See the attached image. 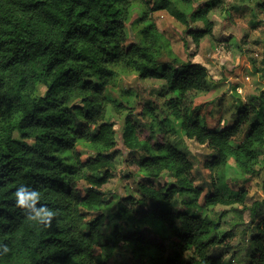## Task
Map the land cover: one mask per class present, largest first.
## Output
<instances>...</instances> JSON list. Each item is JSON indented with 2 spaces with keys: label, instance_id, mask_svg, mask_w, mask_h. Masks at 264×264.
<instances>
[{
  "label": "trees",
  "instance_id": "trees-1",
  "mask_svg": "<svg viewBox=\"0 0 264 264\" xmlns=\"http://www.w3.org/2000/svg\"><path fill=\"white\" fill-rule=\"evenodd\" d=\"M134 1L0 0V245L10 248L0 255V264H125L110 260L122 248L131 251L134 264H264V199L244 189L236 199L227 198L218 189L217 174L203 196L194 162L171 141L181 132L211 149L205 164L210 171L233 159L244 176L253 178L264 156V120L245 105L237 123L221 131L198 119L190 122L189 95L209 91L208 69L175 56L160 68L166 55L163 34L152 22L143 32L145 44L128 46L126 23ZM194 2L154 0L150 11L168 10L185 24L203 21L205 28L190 30L199 44L213 34L209 9L190 15L178 7ZM116 64L132 66L140 79L164 81L177 99L168 101L164 119L154 108L127 119L124 141L143 152L135 163L145 177L138 195L118 204L113 218L119 225L107 235L102 229L109 220L99 212L108 204L102 188L115 177L116 139L105 120L114 76L107 67ZM242 122L250 124V132L235 147ZM143 134L145 141L139 139ZM82 144L90 148L87 158L77 150ZM165 175L173 181L163 182ZM21 184L41 192L38 203L58 210L50 226L29 221L17 207ZM177 197L183 201L176 210ZM202 197L204 207L228 209L203 217ZM83 208H96V215L89 219ZM230 213L237 214L233 227H242L240 241L229 239L227 230L220 234Z\"/></svg>",
  "mask_w": 264,
  "mask_h": 264
},
{
  "label": "rangeland",
  "instance_id": "rangeland-1",
  "mask_svg": "<svg viewBox=\"0 0 264 264\" xmlns=\"http://www.w3.org/2000/svg\"><path fill=\"white\" fill-rule=\"evenodd\" d=\"M145 2H150V6L147 7ZM153 3L154 0H136L132 4L126 23L127 45H144L143 32L148 23L152 22L163 34L161 47L166 55L161 59L160 68L171 65L170 56H175L181 63H199L208 69L209 91L189 95L188 104L194 112L189 118L190 122L198 119L208 129L221 131L237 123L238 116L246 111L245 105L247 108H255L264 120V0H196L192 6L179 4V9L190 15L205 8L209 9L207 18L213 24V34L206 36L199 44L194 42L190 30L205 28L203 21L185 24L168 10L150 11ZM107 69L114 76L113 82L107 88V95L113 102L107 106L105 122L112 127L115 134L117 157L115 177L102 188L108 204L99 213L105 214L109 220V224L102 229L109 235L119 225V221L113 218L118 204L129 196L138 195V183L145 177V172L135 163L143 158V152L129 148L124 141L126 121L132 112L149 113V108H154L160 119L166 118L163 110L167 109L169 100L177 99V95L168 92L164 81L140 79L139 73L130 65L116 64L108 66ZM45 90L42 88L41 92ZM118 103L123 106L121 110L116 108L115 104ZM249 132L250 124L242 122L233 145H242ZM139 139L145 141V134ZM171 141L179 142L194 162L196 185L203 188V196L211 190L212 177L217 174L218 189L227 198L236 199L244 189L249 196L257 200L264 199V156H260L255 165L259 170L258 175L248 178L233 159L210 171L205 164L211 149L187 139L181 132L171 136ZM77 150L83 158L91 155L90 148L83 144ZM226 179L235 180L237 185L228 184ZM164 181H173V178L165 175ZM80 188L86 190L84 182L80 183ZM182 201V197H177L172 207L179 209ZM204 204L202 197L199 211L203 217L209 215L215 218L228 209L224 206L204 207ZM95 210L97 209L83 208L82 212L92 219L96 215ZM229 216V224L222 226L220 234L227 230L230 233L227 236L229 239L240 241L242 227H233L237 214L235 216L230 213ZM127 227L130 228L131 225ZM169 233L172 235L173 231L170 230ZM130 253L127 248L117 249L111 253L110 260L134 264ZM152 257L155 258L156 255L153 253Z\"/></svg>",
  "mask_w": 264,
  "mask_h": 264
},
{
  "label": "clouds",
  "instance_id": "clouds-1",
  "mask_svg": "<svg viewBox=\"0 0 264 264\" xmlns=\"http://www.w3.org/2000/svg\"><path fill=\"white\" fill-rule=\"evenodd\" d=\"M41 200V192L30 185L21 184L15 192V203L26 215L27 219L39 225L48 227L53 218L58 215V210L38 203ZM10 251L8 245H0V255Z\"/></svg>",
  "mask_w": 264,
  "mask_h": 264
}]
</instances>
